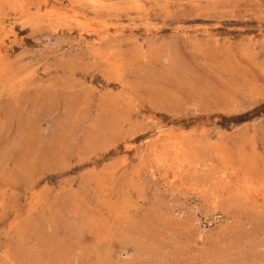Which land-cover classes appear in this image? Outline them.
I'll return each instance as SVG.
<instances>
[{
    "label": "rangeland",
    "instance_id": "1",
    "mask_svg": "<svg viewBox=\"0 0 264 264\" xmlns=\"http://www.w3.org/2000/svg\"><path fill=\"white\" fill-rule=\"evenodd\" d=\"M0 264H264V0H0Z\"/></svg>",
    "mask_w": 264,
    "mask_h": 264
}]
</instances>
